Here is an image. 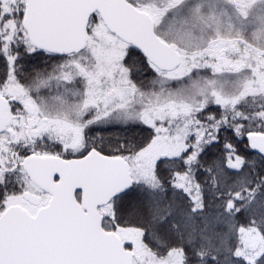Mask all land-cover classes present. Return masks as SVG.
<instances>
[{
	"label": "snow or ice",
	"instance_id": "6c2138e0",
	"mask_svg": "<svg viewBox=\"0 0 264 264\" xmlns=\"http://www.w3.org/2000/svg\"><path fill=\"white\" fill-rule=\"evenodd\" d=\"M0 264H264V0H0Z\"/></svg>",
	"mask_w": 264,
	"mask_h": 264
}]
</instances>
